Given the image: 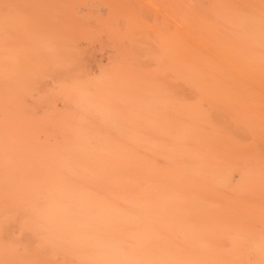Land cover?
I'll list each match as a JSON object with an SVG mask.
<instances>
[{
    "label": "bare ground",
    "instance_id": "bare-ground-1",
    "mask_svg": "<svg viewBox=\"0 0 264 264\" xmlns=\"http://www.w3.org/2000/svg\"><path fill=\"white\" fill-rule=\"evenodd\" d=\"M0 264H264V0H0Z\"/></svg>",
    "mask_w": 264,
    "mask_h": 264
}]
</instances>
